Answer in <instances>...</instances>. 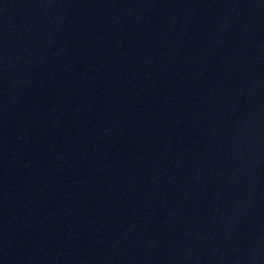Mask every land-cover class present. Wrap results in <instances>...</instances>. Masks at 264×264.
<instances>
[{"label":"water","instance_id":"95a60500","mask_svg":"<svg viewBox=\"0 0 264 264\" xmlns=\"http://www.w3.org/2000/svg\"><path fill=\"white\" fill-rule=\"evenodd\" d=\"M0 264H264V0H0Z\"/></svg>","mask_w":264,"mask_h":264}]
</instances>
